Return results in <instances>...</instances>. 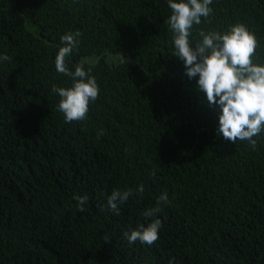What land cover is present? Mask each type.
Here are the masks:
<instances>
[{
    "label": "trees",
    "instance_id": "1",
    "mask_svg": "<svg viewBox=\"0 0 264 264\" xmlns=\"http://www.w3.org/2000/svg\"><path fill=\"white\" fill-rule=\"evenodd\" d=\"M210 7L193 45L243 23L264 63V0ZM170 15L167 0H0V264H264V133L255 149L217 135L220 109L173 55ZM77 30L68 67L82 61L100 91L67 123L52 86L72 81L55 57ZM129 188L117 215L107 197ZM165 192L159 239L130 244Z\"/></svg>",
    "mask_w": 264,
    "mask_h": 264
},
{
    "label": "clouds",
    "instance_id": "2",
    "mask_svg": "<svg viewBox=\"0 0 264 264\" xmlns=\"http://www.w3.org/2000/svg\"><path fill=\"white\" fill-rule=\"evenodd\" d=\"M212 3L213 0H167L171 15L165 23L172 34L173 55L183 62L189 79L198 77L197 89L206 95L209 105L219 107L217 135L232 143L247 141L255 149L254 137L264 133V63L254 59L259 43L245 24L235 23L223 32L200 30L201 39L193 45L190 40L193 27L200 25L202 18L210 17ZM81 35L79 30L62 35L60 44L63 46H57L55 57L56 71L72 81L70 87L52 86V92L60 97L58 111L67 123L84 120L100 91L96 77L91 69L85 70L82 61L74 65V71L68 67L66 58L78 48ZM10 59L6 54L0 56V60ZM143 192L141 184L136 193L142 195ZM132 195L131 188L114 189L107 197L108 205L119 215L118 205L127 202ZM73 199L78 202V211H84L88 197L77 195ZM167 202L165 192L157 198L155 207L142 212L147 223L124 233L130 244L139 241L152 245L159 239L162 221L157 214ZM103 240L111 242L107 234ZM169 264H174V259Z\"/></svg>",
    "mask_w": 264,
    "mask_h": 264
}]
</instances>
